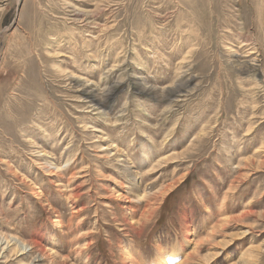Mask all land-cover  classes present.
<instances>
[{"label": "rangeland", "instance_id": "rangeland-1", "mask_svg": "<svg viewBox=\"0 0 264 264\" xmlns=\"http://www.w3.org/2000/svg\"><path fill=\"white\" fill-rule=\"evenodd\" d=\"M4 235L0 264H264V0H0Z\"/></svg>", "mask_w": 264, "mask_h": 264}, {"label": "bare ground", "instance_id": "bare-ground-1", "mask_svg": "<svg viewBox=\"0 0 264 264\" xmlns=\"http://www.w3.org/2000/svg\"><path fill=\"white\" fill-rule=\"evenodd\" d=\"M77 12V11H76ZM165 20V19H164ZM253 69V68H252ZM249 72V71H248ZM116 88V87H115ZM83 90H84V88H83ZM87 90V89H86ZM183 90V89H182ZM90 90H87V94L89 95V97H91V98H95V99H97L98 101H99V103H103V101L104 100H102L100 97H97L96 98V96L92 93V91L91 92H89ZM106 91V90H105ZM145 91V90H144ZM83 92V91H82ZM111 92V90L109 89L108 91H106V93L103 95V96H107V95H109V93ZM113 92H114V90H113ZM182 92V91H181ZM88 97V98H89ZM90 98V99H91ZM107 98V97H106ZM105 99V98H104ZM108 99H110V98H108ZM94 101V100H93ZM97 101V102H98ZM94 104V103H93ZM133 172V171H132ZM120 187V186H119ZM121 187H122V185H121ZM125 188V186L122 188V189H124ZM144 195V194H143ZM125 197L124 198H122V200L125 202V201H129V199H128V197L126 196V195H124ZM134 212V211H136V208H134V206H132V205H130V208H129V212ZM133 223V222H132ZM130 226H133V224L131 225L130 224ZM138 228V227H137ZM138 230V229H137ZM140 230V229H139ZM3 238H1L0 237V249H2V250H4L5 251V249L6 250H11V247H13V248H15V250H16V252H18V253H20L19 255H22L23 253H26V250H27V248H28V245H26L25 243H18L17 241H16V239H15V241L13 242V240H14V238H12L11 239V236H8V235H4V236H2ZM13 242V243H12ZM37 240H36V246H37ZM40 243V242H39ZM223 244H226V243H224L223 242ZM14 245V246H13ZM33 245H34V243H33ZM41 245V244H40ZM39 245V246H40ZM35 246V245H34ZM35 248V247H34ZM36 249V248H35ZM38 249H40V248H38ZM29 250H30V248H29ZM30 252V251H29ZM17 253V254H18ZM28 253V252H27ZM172 253V252H171ZM133 262V261H132ZM153 264H162V261L161 260H158L157 262H154Z\"/></svg>", "mask_w": 264, "mask_h": 264}]
</instances>
